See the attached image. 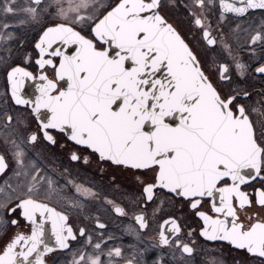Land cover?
I'll return each instance as SVG.
<instances>
[{
	"label": "snow or ice",
	"instance_id": "snow-or-ice-1",
	"mask_svg": "<svg viewBox=\"0 0 264 264\" xmlns=\"http://www.w3.org/2000/svg\"><path fill=\"white\" fill-rule=\"evenodd\" d=\"M65 253L264 264V0H0V264Z\"/></svg>",
	"mask_w": 264,
	"mask_h": 264
},
{
	"label": "flooded vegetation",
	"instance_id": "flooded-vegetation-1",
	"mask_svg": "<svg viewBox=\"0 0 264 264\" xmlns=\"http://www.w3.org/2000/svg\"><path fill=\"white\" fill-rule=\"evenodd\" d=\"M56 165L61 171L63 170L64 167L69 168L71 172L70 178L74 179L76 183L83 184L85 187H91L93 188L94 191H101L104 194H107L109 198H113L114 194L107 189L106 178L102 179L100 177V175L95 171L94 165L92 167H89L87 165H83L82 163L77 164L76 162H70L66 158H61L60 160L56 161ZM69 194L75 195V190L71 189L69 191ZM129 242H130V238L124 237L122 243L126 245ZM209 246L212 247L211 242H209ZM216 255H219V253H216ZM58 260L60 261V264H63L64 261L70 260V255L65 253L59 256Z\"/></svg>",
	"mask_w": 264,
	"mask_h": 264
}]
</instances>
